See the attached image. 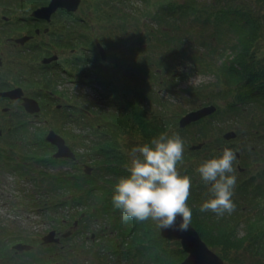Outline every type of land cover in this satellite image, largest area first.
Wrapping results in <instances>:
<instances>
[{
	"label": "trees",
	"instance_id": "obj_1",
	"mask_svg": "<svg viewBox=\"0 0 264 264\" xmlns=\"http://www.w3.org/2000/svg\"><path fill=\"white\" fill-rule=\"evenodd\" d=\"M80 1V5L84 4L83 6L85 3H89L90 10L93 9L95 12L105 10L106 5L114 7L123 2L122 0H95V3L93 0ZM158 1L155 6L153 5L154 8L147 12V16L150 19L153 18L158 26L166 25L167 30L158 37L160 39L161 37L171 38L172 36L169 34H173L178 28L176 21L180 22V26L186 24V35L193 45H188L185 49V45L176 41L173 45L174 48L178 47L183 53L186 51V57L184 56L183 59H186L188 69H198L203 75L213 76L211 82L200 84L186 91V95L191 97L192 101L197 102L196 99L205 101L204 106L199 105L192 111L206 106H214V104L208 103H213L215 99L223 100L220 106H214L213 113L193 123V136L191 138L186 136L184 144L190 140H198L200 142L196 145L202 144V147L190 150L194 145L186 144L183 162L177 165L180 174L191 177L192 181L190 196L186 202L192 210L191 225L197 230L207 246L223 259L225 264H264V148H259V150L254 145H250L248 148L242 146L241 142L233 143L232 141L238 138L237 132L227 130L221 133L216 126L218 120L228 119L230 124L235 125L237 124L236 119H238L241 125L248 124L246 126L251 135L248 140L262 142L261 145H264V0H208L202 3L199 0ZM151 2L146 0L142 9ZM88 14V12L82 11L81 15L74 14L72 18L67 16L69 14H61L62 26L69 31L79 25H83L84 28L85 24H91ZM105 17L111 18V14L106 13ZM134 18L138 25L141 19L138 16H134ZM85 21L87 22L85 23ZM202 31L211 32L205 33V35ZM74 32L70 40L65 39L63 45L54 46L60 54L68 46L73 48L71 56L70 54L60 55L55 75L64 73L71 78L75 77L74 87L90 88L92 85H96L108 90L113 99L108 100L105 105L123 112V115L120 118L106 115L100 109L96 114L91 109L92 107L90 109L83 107L86 99L82 98L84 96L79 93V90H72L73 98H69V94L66 99L69 101L65 100V104L58 103L56 95L50 90L41 92L48 100L58 103L57 108H68L63 114V118L71 116L72 124L74 122L82 123L84 128H81V131L91 129L92 133L89 136L96 139V143L92 144L90 148H85L90 152L87 154L89 158L82 160V168L67 166L80 162L78 154L74 153V159L56 157L55 148H52L49 143L44 141L37 143L42 146V148L36 147L35 151L37 155L34 159L37 161L38 168L64 166L67 169L73 167L76 169L75 173L70 175H64L60 171V173H49L47 177L37 178V180H47L53 188L61 187L70 192V196L60 197L51 205L48 203L39 204L37 209L40 211L48 207L51 210V215L56 218V209L62 207L60 214L62 216L58 226L62 228L68 223L71 229L75 230L74 237L79 232L77 227L81 226L79 233H85L86 236H82V239L88 242L85 245L77 246L72 241L74 239L72 237L71 240L64 241L63 239L61 244H53L50 247L45 245L47 248L40 249L34 264L49 263L51 259L49 257L58 256L59 251H61L62 263L75 264L79 257H89L91 253L89 246L95 248L93 253L98 258L101 251L105 250L116 258L125 257L130 264H179L185 257L179 242L163 239L160 236L159 228L151 221L138 223L130 219L127 222H122L121 213L113 207L111 197L118 179L128 175L126 171L129 164L128 153L132 147L149 143L160 133L168 132L171 135L174 132L170 131V126L175 127V133L180 131L181 134L185 131L179 128L177 130L176 116L173 117V121H170L163 114L158 117V112L154 109L151 111L150 106L147 105L148 107L145 108V103L150 99V96L144 100V103L142 96L149 91L142 87L143 85L140 87L139 83L141 84L143 80L146 83L147 76L151 72L143 64L141 65L143 67L140 68L141 63L135 65L137 61L132 59L135 53L142 51L140 47L125 48L127 51H124L125 53L121 57L120 54L123 50L115 42V48L118 49L109 50L108 58L112 59L113 69L116 70V73L124 66L123 74H116L109 65V68L107 67V57L103 60L102 53L100 55L93 47L98 48L99 46L100 48L102 45L107 46V43L103 42L101 45L98 40H94L95 44H93L94 41L84 38L85 35L81 31ZM116 38L122 40L121 37ZM210 40L215 42V46L212 48L209 47ZM140 44L146 45L145 42ZM170 51L173 52V50ZM131 52L135 53L132 55ZM166 52H169L168 49ZM204 57L208 58L206 62L202 59ZM163 67L171 69L167 64ZM140 72H142L141 76ZM204 72L208 73L204 74ZM187 74L188 72L186 76ZM40 75L32 73V78H38ZM42 75L46 79L38 85L49 88L50 80L54 76L50 74L53 77L47 78L46 75ZM173 75L174 73L171 71V76ZM122 81L125 84L121 86ZM195 95L198 96L195 97ZM87 104L88 102L85 103L86 106ZM253 106L260 107L262 111L256 117L249 114V119H246L245 112L249 109L248 107L253 108ZM93 113L94 116H92ZM91 116L98 117L95 120L96 123H92L88 119ZM50 117L48 119H52L53 123H56L54 116ZM13 124L16 125L7 130V126L0 125V127L2 126L1 133L5 130L6 135H9V132L17 131L21 126L18 123ZM70 127L69 129L72 130L73 125ZM61 130L64 131L63 126ZM50 131L59 133L57 126L52 127ZM188 131L186 129V132ZM240 131L245 133L242 129ZM227 133H233L234 136L226 139L224 136ZM126 134L129 135L130 143L125 144L123 148L122 141L127 136ZM136 136L138 139L134 145L133 141L136 140ZM6 140L4 141L6 142ZM64 140L66 142L65 138ZM31 143L34 142L32 140L26 142L27 150H31L29 147ZM224 148L232 149L236 155L234 167L237 182L232 197L235 211L230 215L225 214L223 217H218L212 212L202 213L199 211L200 204L208 198V186L200 179L197 166L206 159L219 156ZM52 150L54 152L50 153ZM40 151L42 153H38ZM28 157L30 156L20 151L18 144H0V167L2 164L12 165L11 169L18 173H21L19 171L22 167L28 169L30 166L29 169L34 170L32 162L25 161ZM4 158L13 161L4 160ZM37 172L41 173L42 170ZM29 176L28 180H31V173ZM35 179L36 177L32 180L35 181ZM24 189H26L25 186H21L19 192L22 191V194L26 195ZM239 198L243 199L242 203ZM30 199L32 203L28 202L29 205H37V203L35 204L36 197ZM12 208L16 210V208ZM77 208L83 209V212L78 213L75 210ZM52 209H54L53 212ZM87 221L93 224V231L88 230L90 224L85 225ZM6 229L0 228V247H5L9 240L22 238H17L15 234L11 231L7 232ZM18 234L16 235L19 236ZM99 240L101 242L97 244ZM67 241L71 246L66 244ZM31 249L12 254L10 252L8 256L10 263L24 264L25 259L31 257V254L35 255ZM47 250L49 252L46 257ZM71 252L74 253L72 258L65 259L64 255ZM25 253H28L29 256H25ZM41 254L44 256L42 259L39 258Z\"/></svg>",
	"mask_w": 264,
	"mask_h": 264
},
{
	"label": "rangeland",
	"instance_id": "obj_2",
	"mask_svg": "<svg viewBox=\"0 0 264 264\" xmlns=\"http://www.w3.org/2000/svg\"><path fill=\"white\" fill-rule=\"evenodd\" d=\"M108 1V0H107ZM121 4H116L114 7H108L106 5L105 10H100L99 12H95L93 9L90 10V5L89 3H85L80 5L78 8V11L76 14L81 15L82 11L88 12V20L91 21V24L88 23L87 25L85 24L86 27L83 28V25H79V27L72 28L70 31L65 30V28L62 26V20L57 19V22H55L54 27L60 31H57L59 35H62V38L64 41H59V44H62L65 42V39L67 38L70 40L72 37V34L75 33L74 31L78 30L81 31L85 36L84 38H87L92 41L98 40V42L102 45L103 42H106L105 44L107 46H98V48H95L97 53H104L106 58V65L110 66V69L116 73V70L113 69V61L112 59H109V50H114L118 49L117 47L115 48V42H117L120 47L122 48V53L120 56L122 57L124 53L127 51L125 48H134L135 46L140 47V52L135 53L131 52L132 59L134 61H137L135 65L140 64V68L143 67L141 66L142 64L146 67L149 73L146 79V83L143 80L141 84L139 83V86L144 87L149 91V93H144L143 94V103L144 100L150 96V99L145 103V108L150 106V110L158 112L157 116L160 117V115H165L168 120L173 121V117L176 116V122L178 125V121L181 116L187 114L188 112L192 111L193 108L197 106H204V102L196 99L197 102H194L191 100V97L189 98L188 95H186V91H189L190 88H194L200 84L208 83L213 80V76L211 75H203L198 71V69H188L186 67V59L184 60L183 57L186 55V51L183 53L180 49L174 48V42H179L182 45H185V49L187 48L188 45H193L192 41H189L186 35V24L183 25L180 22L176 21L175 23L178 24V28L174 31V33H170L169 35L172 36L171 38H163L161 39L158 37L162 34L165 33L167 30L165 24H161L160 26L157 25L155 20L152 18L150 19L147 16V12L151 9H153V5L157 2L158 0H149L151 4L146 5L143 9L142 7L144 6V3L146 0H122ZM201 3L203 1H208V0H199ZM210 1V0H209ZM95 3V0H93ZM42 2H39L41 4ZM199 3L200 5H202ZM39 4H37L39 6ZM125 6V7H124ZM40 8L43 6H39ZM125 8V9H124ZM207 10V9H206ZM123 11V13H121ZM111 14V18L105 17V14ZM134 16H138L140 22L138 25H136L135 18ZM87 21H85L86 23ZM94 25V29H93ZM88 26V28H87ZM145 26V27H144ZM92 27V28H91ZM148 28V29H146ZM210 28V27H209ZM211 31H202V33H207L209 34ZM206 35V34H205ZM116 37H121L122 40L125 41V44L123 45L124 41L118 40ZM48 41L52 40L51 38H46ZM95 41L92 42L95 44ZM145 42L146 45L142 46L140 43ZM63 45V44H62ZM215 46V42L210 40L209 41V47L212 48ZM72 47L68 46L66 49L62 52L60 55H72ZM168 49L169 52H166ZM170 50H173L171 52ZM125 51V52H124ZM98 57L99 54H97ZM186 57V56H185ZM207 61V57L202 58ZM169 65L171 69H166L163 67V65ZM109 68V67H108ZM160 68V69H159ZM196 68V67H195ZM123 69L124 66L120 71H118L116 74H123ZM171 71L174 73L173 76H171ZM188 72L187 76L186 73ZM208 73V72H204ZM210 74V73H209ZM139 75H142V72L139 73ZM119 78V76H118ZM70 77L67 76L64 73H57L51 80L49 84V88L45 87L43 85H38V86H32V89H37V92L41 93L44 91H56L60 89L61 92H64V89H67V93H63V98L59 99L58 103H64L65 100L68 99L69 95V89H75L79 90V93L84 96L82 97L83 99H86L84 101L83 107L89 109L91 108L96 112V114L99 113V109L106 115H113V116H118L119 118L123 115V112H120L119 110L117 111L114 108L109 107L108 105H105L108 100L113 99V96L110 97V92L106 89H103L99 86L92 85L90 88H78L74 87L72 82L70 81ZM63 80V81H62ZM110 81V80H109ZM114 82V81H112ZM125 84L124 81L120 83L122 86ZM36 96V95H35ZM198 95H195V97ZM39 100L42 102L45 100V112L41 111V117L47 118L50 115H53L54 118L56 119V123H53V120L50 119V124H33V123H26V130L27 133L23 136L24 140H20L16 142L15 144H18L20 147V151H22L23 154L30 156L26 158V162H32V166H34V170H30L31 173V180L26 179L22 174H19L18 176H15L12 172H10L11 167H7V164H2L1 168L2 171L8 170V175H5V179L0 183V228H7L6 231L15 234L17 238H21L20 242L15 243V240L17 239H12L8 241V246H11V244L14 243L13 248L17 244H22V245H28L30 246L31 251L37 250L35 252V255L31 254V257L25 259L26 262L24 264H34L36 262L35 258L36 255H39L40 249L47 248L45 246H42L38 242H41L42 244H48L42 241V238L47 235L50 232H53L55 229L56 233V241H53L54 243L60 241L59 243L61 244V241L64 239L65 240H71L72 237H74V229H71V226L67 223L66 226L64 227H59L58 223L61 220V208L56 209V218L51 215V210L46 207L43 210H38L37 207H39V204L43 205L45 203H48V205L53 204V201H57L58 198L63 197V196H70V192L65 191L66 189H63L61 187L53 188L51 184L47 180H37V178L41 176H48L49 173L53 174L54 172L60 173L63 172V174H74L75 170L74 167L76 168H82V160H85L86 158L88 159L89 156L87 157V154L90 152V150H86L85 148H90L92 144L96 143V139L94 140L91 138L92 136L89 134L92 133L91 129H84V131H81V128H84L82 123L78 124L76 122L73 123V120L70 117L63 118V114L66 112L67 107H64L63 109L57 108L53 104V102H49L48 100L44 99V95L42 97L37 96ZM216 98V97H214ZM36 101V99H35ZM69 100H66L68 102ZM207 102H210L209 100H206ZM37 102V101H36ZM87 106L85 103H87ZM95 102V106H94ZM206 102V103H207ZM223 100H216L213 103H208V104H214V106H220L222 104ZM38 103V102H37ZM57 103V104H58ZM56 104V105H57ZM206 104V105H208ZM148 105V106H147ZM246 106V105H244ZM143 107V106H142ZM247 107V106H246ZM249 109L245 112V117L246 119H249V114L254 115L255 117L259 112H261L260 107H248ZM47 113V114H45ZM109 113V114H108ZM94 116V113L92 114ZM91 116V117H92ZM87 117L92 123H96L95 120H97L98 117ZM236 118L238 116H235ZM161 121V119H159ZM228 119L225 120H218L217 122V128L221 131V133H224L227 130L235 131L238 134V138L234 139L232 142H241L242 146H250L254 145L260 148H264V145L262 146V142H256V141H249L248 137L251 136L248 132L249 129L246 125L244 124L241 125L240 121L236 119L235 125L230 124V121H227ZM194 123V122H193ZM193 123H190L187 125L185 128H180L179 125L177 127L185 132H182L180 134V131L178 132L180 136L182 137L183 141H186V136L188 138H191L194 133V129L192 127ZM65 124V125H64ZM73 125L72 130L69 128L70 125ZM103 125V123H102ZM54 126H57L59 129V133L57 132L56 134H60L62 138L66 139V144L70 147L72 153L78 154V159L79 163H74V164H69L67 166H74L73 168H64V166H57V167H37V161H35L34 157L37 155L36 154V147H41L40 145H37V143L44 141L49 143L47 139V135L50 133V129ZM63 126L64 131L61 130ZM2 127V126H1ZM170 131L175 132V127L170 126ZM222 128L223 130H221ZM186 129L189 131L186 132ZM240 129H242L245 133H241ZM246 129L248 130L246 132ZM66 130V131H65ZM168 133V132H167ZM251 133V132H250ZM127 135V134H126ZM12 142L17 140V136L14 135L13 139H10V135H6V131H2V135L0 136V144L1 145H6V142L4 140L8 139ZM245 138V141H244ZM138 136H136V140L133 141V144L137 142ZM28 140H32L34 143L30 144V149L32 150H27L26 148V142ZM130 138L129 135H127L124 138L122 147L124 148L125 144L130 143L129 142ZM43 142V143H44ZM121 142V143H122ZM200 141H193L190 140L187 143L184 144V149L186 148V144H192L196 145ZM50 144V143H49ZM261 145V146H260ZM52 146V145H51ZM94 146V145H93ZM53 148V146H52ZM249 148V147H248ZM259 149V150H260ZM42 150V149H40ZM56 152V149L54 150ZM52 150L53 153L54 152ZM38 153H42L41 151ZM46 155V154H45ZM32 157V158H31ZM39 158V157H38ZM29 159V160H28ZM4 160H7L4 158ZM70 163V162H69ZM66 166V167H67ZM30 167V166H29ZM28 167V169H29ZM57 169V170H55ZM38 170H42V172H37ZM11 175V176H9ZM35 181L32 179L35 178ZM25 180V181H23ZM16 183L14 184V182ZM18 182H20L22 185L25 186L26 189V195L22 194V191L19 192L20 187L18 186ZM56 191V192H55ZM57 193V194H55ZM36 197V202L37 205L32 206L28 204V202H31L30 198ZM30 199V200H29ZM51 201V202H50ZM239 201L242 203L243 199L239 198ZM32 203V202H31ZM32 206V207H31ZM12 207L16 208L13 209ZM54 209H52L53 212ZM78 213L83 212V209L80 210V208L75 209ZM52 217V218H51ZM69 222V221H68ZM90 224V229L93 231V224L90 221H87L85 225ZM76 225V224H75ZM78 231H81V226L77 227ZM87 231V230H85ZM78 232L77 236L74 237L72 240L75 242V244L78 245H85L87 243V240L82 239V236H86L85 233L80 234ZM19 233V234H18ZM18 234L19 236H17ZM21 234V236H20ZM88 235V234H87ZM4 239H7L4 237ZM111 239V237H110ZM101 240L97 241V244L100 243ZM52 243V242H51ZM68 245L70 243L67 241ZM88 245V244H87ZM71 246V245H70ZM71 248V247H70ZM15 249V248H14ZM59 249V247H58ZM69 249V248H68ZM72 249V248H71ZM22 250H17L15 249L16 252L23 251ZM70 250V249H69ZM93 250L95 248H91L89 246V257H79L75 261V264H130L125 257L121 258H116L114 255H110L105 250H102L100 253L99 258L93 253ZM11 254L13 253L12 250ZM49 250L46 251V257L47 253ZM61 251H59L58 256H51V260L53 262H58L59 258L61 257L60 254ZM7 252L0 251V264H12L9 261V258L7 257L5 260L3 259L2 256H6ZM17 255V254H16ZM74 255L73 252L68 253L64 255L65 259H71L72 256ZM25 256H29L28 253H25ZM39 258H44V256L41 254ZM62 261V259H61ZM62 262H58L57 264H61ZM18 264V263H17ZM136 264V263H134Z\"/></svg>",
	"mask_w": 264,
	"mask_h": 264
},
{
	"label": "clouds",
	"instance_id": "obj_3",
	"mask_svg": "<svg viewBox=\"0 0 264 264\" xmlns=\"http://www.w3.org/2000/svg\"><path fill=\"white\" fill-rule=\"evenodd\" d=\"M184 141L179 133H160L149 143L131 148L128 175L114 185L112 205L121 213L122 222L151 221L160 230L185 232L192 220L187 205L191 177L181 175L177 165L183 162ZM236 155L224 148L217 157L202 161L197 172L208 186V198L199 206L200 212H212L218 217L235 211L233 202L237 178ZM179 220V222H177Z\"/></svg>",
	"mask_w": 264,
	"mask_h": 264
},
{
	"label": "flooded vegetation",
	"instance_id": "obj_4",
	"mask_svg": "<svg viewBox=\"0 0 264 264\" xmlns=\"http://www.w3.org/2000/svg\"><path fill=\"white\" fill-rule=\"evenodd\" d=\"M39 2L42 3L39 4ZM49 2L50 0H0V125L4 124L7 126L6 130L16 125L13 123L21 125L17 131L9 132L10 139H13L14 135H16L17 140L12 142L8 138L6 140L7 144L16 143L23 139V136L27 133L24 126L26 123L37 125L48 124L50 122L48 118L51 115L48 116V114L45 113L48 117H41V111L45 112V100L41 102L37 96L42 97L43 94L37 92V89H32V86L38 85L46 79V77H42V74L46 75L47 78L55 76V71L58 69L57 65L59 64L60 52L57 48H54V46L62 45L58 43V40L63 41L62 35H59L57 32L60 30L54 27L55 22H57V19L62 20L61 14H69L67 16L72 18L74 14L76 15L78 9L76 11H69L57 8L51 13L48 19L39 18L34 15V12L40 8L39 6L45 7ZM37 4H39V6ZM46 38H51L52 40L48 41ZM32 73L41 75L38 78H32ZM50 74L53 76H50ZM74 81L75 77L71 78L69 82L74 83ZM72 90L75 89H69V98H73L71 94ZM63 91L64 92H61L60 89H58L51 92L56 95L59 100L63 98V93H67V89ZM26 99H36L40 111L37 113H30L25 107ZM44 99L48 100L45 96ZM48 101L50 103L53 102L56 106L54 101ZM0 128L2 129V127ZM1 135L2 133L0 131V136ZM53 147L56 149L55 146ZM7 160L13 161L9 160V158ZM11 166L12 165H7L8 169ZM30 170L31 169L22 167L19 172L28 179L30 178ZM10 172L15 176L21 174L13 169H10ZM8 173L7 169L2 171L0 167V183L5 179L4 174L8 175ZM15 183L16 181L14 184ZM18 185L24 186L20 182H18ZM56 240V233L54 232V241ZM18 242H20V240L15 241V243ZM59 242L60 241L48 244L38 243L42 246L46 245L50 247ZM8 244H6L5 247H0V251L4 249V251L7 252L6 256H2L4 260L9 256L10 250H12L13 253L16 252L13 248L14 243L11 244V246H8ZM35 251L36 250L33 252L35 253ZM58 260V262H62L61 258ZM58 262H53L50 259L47 264H57Z\"/></svg>",
	"mask_w": 264,
	"mask_h": 264
},
{
	"label": "water",
	"instance_id": "obj_5",
	"mask_svg": "<svg viewBox=\"0 0 264 264\" xmlns=\"http://www.w3.org/2000/svg\"><path fill=\"white\" fill-rule=\"evenodd\" d=\"M80 0H50L49 4L41 7L34 12V15L39 18L48 19L57 8L66 9L69 11H76L80 5ZM102 58L105 60V55L102 53ZM17 97V96H15ZM25 107L30 113H37L40 111L38 103L33 99L25 100ZM215 110L214 106H206L197 110L188 112L180 117L178 125L180 128H185L193 122H197ZM233 133H227L224 137L226 139L232 138ZM51 145L56 147V157L74 159L70 147L65 143L64 138L56 134L55 131H50L46 139ZM202 144L194 145L190 150L199 149ZM179 222V220L177 221ZM160 230V229H159ZM160 236L170 242H179L182 251L185 254L184 259L179 264H225L223 259L211 250L207 244L201 239L197 230L190 224L185 232L176 231L174 229L160 230ZM45 243L54 241V232H50L42 238ZM17 250L30 249L28 245L17 244L14 246Z\"/></svg>",
	"mask_w": 264,
	"mask_h": 264
}]
</instances>
